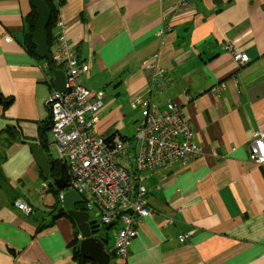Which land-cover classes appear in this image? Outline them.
I'll use <instances>...</instances> for the list:
<instances>
[{"label": "crops", "instance_id": "crops-1", "mask_svg": "<svg viewBox=\"0 0 264 264\" xmlns=\"http://www.w3.org/2000/svg\"><path fill=\"white\" fill-rule=\"evenodd\" d=\"M32 8L0 0V97H11L0 102V264H79L67 247L73 219L43 226L57 213L59 176H44L29 147L40 142L53 88L47 61L24 44ZM58 9L72 50L90 63L80 82L105 93L98 133L125 135L115 123L131 99L154 95L180 104L205 151L159 187L147 181L154 212L141 221L128 264H264V165L249 155L264 130V0H62ZM227 44L249 60L237 62ZM146 60L169 69L151 90ZM180 233L190 238L180 242Z\"/></svg>", "mask_w": 264, "mask_h": 264}, {"label": "built area", "instance_id": "built-area-1", "mask_svg": "<svg viewBox=\"0 0 264 264\" xmlns=\"http://www.w3.org/2000/svg\"><path fill=\"white\" fill-rule=\"evenodd\" d=\"M61 1L52 2L58 7ZM56 25L58 32L52 38L50 53L56 68L64 71L65 90L53 88L46 103L52 114L51 149L66 165L69 175L58 200L68 190L79 194L83 210L91 219L117 230L112 246L114 264H128L129 248L138 227L154 212L148 200L147 181L156 180L159 187L169 174L179 175L180 168L203 156L205 151L196 141L180 104L161 105L154 95L131 99L130 105L139 110L132 136L116 133L107 139L98 133L104 92L80 82V76L89 73L90 63L79 59L72 50L61 20ZM5 40L10 42L12 37L7 35ZM225 49L241 64L249 60L247 53L232 44H227ZM143 67L154 71L152 83H158L169 73L167 67L154 60ZM152 83L150 88H154ZM214 92L220 94L218 88ZM249 155L264 165V130L254 134ZM15 205L27 214L32 212V207L23 200H16ZM189 238V233L178 234L180 242Z\"/></svg>", "mask_w": 264, "mask_h": 264}, {"label": "water", "instance_id": "water-1", "mask_svg": "<svg viewBox=\"0 0 264 264\" xmlns=\"http://www.w3.org/2000/svg\"><path fill=\"white\" fill-rule=\"evenodd\" d=\"M32 6L37 15V21L32 34V43L35 45V52L41 59L48 63V70L51 74L50 83L53 88L63 92L65 90L64 71L55 67L50 54L47 26L50 19V7L45 0H31ZM0 102L8 103L0 97ZM51 143V140H50ZM33 157L41 172L49 178L54 162L51 145L43 147L37 142L29 144ZM53 177V176H52ZM68 170L65 164L60 166L59 177H53L52 182L57 190L63 189L68 182ZM82 199L74 190L64 193L63 199L56 208L57 213H64L73 219L79 231V252L84 258L94 261L96 264H109L111 255L109 252L108 239L100 231V224L91 219L89 214L77 208Z\"/></svg>", "mask_w": 264, "mask_h": 264}, {"label": "trees", "instance_id": "trees-1", "mask_svg": "<svg viewBox=\"0 0 264 264\" xmlns=\"http://www.w3.org/2000/svg\"><path fill=\"white\" fill-rule=\"evenodd\" d=\"M45 1L49 4L50 12H51L50 13V19H49V24L47 26L48 40H49V46H50L52 38L54 37L55 33L58 32V28H57V30H55V26H56V22H57V19H58L59 9H58V7L56 5L53 4L52 0H45ZM26 19H27V21H28V23L30 25V28H29V32L26 33L25 36H24V39H25L24 40V44L26 45V48L31 53V55L35 59L40 60V58L36 55L35 45L32 43V34H33L34 27H35V24H36V21H37V15H36V12H35L34 8H32L31 11L28 13ZM151 83H152V80L150 81V83L148 85V89L149 90L152 89V88H150ZM153 83H152V85H153ZM155 84H157V83H154V85ZM51 89H53V88H51ZM146 96H148V95H146ZM9 101H11V97L8 98V102ZM170 102H174V101H170ZM175 103H177V102H175ZM48 114H49V116L47 117L46 121L43 122V125L39 126L40 127V145H42L43 147H47L49 145V143H50V141H49V139L47 137V131L50 129V126H51V123H52V114H51L50 110H48ZM8 129L11 130V127L8 126ZM134 132H135V130H134ZM115 134L116 133H112V134L107 135L106 137H107V139H109L112 136H114ZM122 137H129V136L127 134H125ZM52 157L55 160V162H54V168L51 170V174L53 176H59L60 175V166L62 165V162L59 159H57V157H55L54 155H52ZM52 190H54V194H55V197H56V201L52 205V207H53L54 210H56V208H57V206L59 205V202H60L58 200L59 191L56 188H54V187H53ZM77 208L83 209L84 206H83V204H78ZM63 214L64 213H56L55 215H53L51 217V220L48 223H46L45 225H43V226H51V225H53L55 218L57 216L63 215ZM43 226H39L37 228V232L40 231L43 228ZM100 226H103L106 229H110L111 228V225H103V224H101ZM78 234H79V232H78L77 228L75 227L74 237L67 244V247H69L71 249V253H72L73 259L75 261H77L79 264H83V263H87V262L91 263V264H96L94 261H91V260H89L87 258H84V257H82L80 255L79 247H78L79 246V236H78ZM109 252H110V255H111L110 262H112L113 258L115 257V252H114L113 249H110V248H109Z\"/></svg>", "mask_w": 264, "mask_h": 264}, {"label": "rangeland", "instance_id": "rangeland-1", "mask_svg": "<svg viewBox=\"0 0 264 264\" xmlns=\"http://www.w3.org/2000/svg\"><path fill=\"white\" fill-rule=\"evenodd\" d=\"M225 49V48H224ZM226 50V49H225ZM227 52H229L228 50H226ZM229 53H231V52H229ZM51 54V53H50ZM234 58V57H233ZM148 61H151V60H146V61H144L143 63H142V65L144 66L145 64H147L148 63ZM240 65V64H239ZM56 67V66H55ZM60 69V68H59ZM51 76V75H50ZM219 87H221V86H219ZM55 89V88H54ZM217 88L215 87L213 90H212V92H214V90H216ZM102 90V89H101ZM219 90V89H218ZM220 91V94L218 95V94H216L215 93V95L217 96V97H219L220 95H221V90H219ZM104 92V91H103ZM104 95H105V93H104ZM162 105V104H161ZM127 110H128V113H126L124 116H122V117H120L119 119H118V121L115 123V125H117V127H119L120 129H122L123 130V133L124 134H127L128 136H131L132 134H134V130H135V125H136V120H137V118H139L138 116H139V110L138 109H136V108H131L130 107V105L128 104L127 105ZM51 130H52V123H51V126H50V129H49V131L51 132ZM48 131V132H49ZM40 143V142H39ZM49 145H51L52 146V143H49ZM53 150V152H54V154H55V150L54 149H52ZM180 170H183V168H180ZM55 186V185H54ZM54 188H56V187H54ZM62 190V189H61ZM61 190H58L59 192L61 191ZM16 206V205H15ZM17 207V206H16ZM21 210V209H20ZM31 213V212H30ZM74 226L77 228V226H76V224L74 223ZM78 230V229H77ZM100 230H101V232L103 233V235H105V234H107L106 235V237H107V239H108V244H109V248L110 249H112V246H113V239L115 238V236H116V229H106V228H104L103 226H100ZM79 232V231H78ZM79 236H80V234H79ZM109 264H114V262L112 261V262H109Z\"/></svg>", "mask_w": 264, "mask_h": 264}, {"label": "clouds", "instance_id": "clouds-1", "mask_svg": "<svg viewBox=\"0 0 264 264\" xmlns=\"http://www.w3.org/2000/svg\"><path fill=\"white\" fill-rule=\"evenodd\" d=\"M49 48H50V46H49ZM113 261V260H112Z\"/></svg>", "mask_w": 264, "mask_h": 264}, {"label": "flooded vegetation", "instance_id": "flooded-vegetation-1", "mask_svg": "<svg viewBox=\"0 0 264 264\" xmlns=\"http://www.w3.org/2000/svg\"><path fill=\"white\" fill-rule=\"evenodd\" d=\"M101 232V231H100ZM102 233V232H101Z\"/></svg>", "mask_w": 264, "mask_h": 264}, {"label": "bare ground", "instance_id": "bare-ground-1", "mask_svg": "<svg viewBox=\"0 0 264 264\" xmlns=\"http://www.w3.org/2000/svg\"><path fill=\"white\" fill-rule=\"evenodd\" d=\"M53 1V0H52Z\"/></svg>", "mask_w": 264, "mask_h": 264}]
</instances>
